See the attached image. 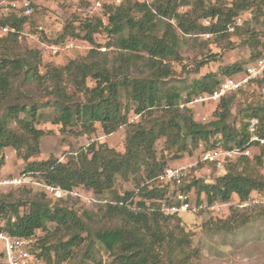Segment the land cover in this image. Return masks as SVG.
<instances>
[{
  "label": "trees",
  "instance_id": "1",
  "mask_svg": "<svg viewBox=\"0 0 264 264\" xmlns=\"http://www.w3.org/2000/svg\"><path fill=\"white\" fill-rule=\"evenodd\" d=\"M245 12L252 14L251 20L260 18L264 14V0H123L119 4L106 1L101 12L84 15L78 27L68 25L63 33V36L70 33L69 37L96 43V48L85 51L89 52L87 56L83 54L81 59L70 60L63 67L48 65L44 74L40 73L45 55L41 50L26 43L28 47L12 57L9 51L20 47L18 34L0 37V46L4 49L0 56V179L4 178L1 173L6 162L4 155L14 149L25 162L22 173L30 174L41 183L101 196L114 186L117 175L128 179L137 173L153 178L164 173L169 166L164 157L158 156L156 148L161 139H165V147L178 146L188 153L198 149L200 143L210 148L219 141L226 147L243 148L249 145L248 119L252 116L259 118L260 135L264 136V105L251 106L244 114L247 118L244 124L233 119L237 91L220 98L209 122L195 119L190 106H179L200 95L212 94L225 76L243 73L249 63L264 53V32L261 41L258 31L250 27L251 20H244V25L238 23ZM25 20L24 17H1L0 23L21 27ZM30 20L33 24L35 15ZM75 28L81 29L76 33ZM82 30L84 36L80 35ZM102 31L109 37L105 46H116L121 51L111 61L98 57L101 52L97 47L102 43L95 37ZM231 33L241 35L250 47L248 61L224 66L220 79L215 72L195 79L186 97L176 89L162 87L163 79L171 75L170 65L164 61L171 56L179 57L181 34L229 37ZM139 67L142 72L134 75L133 70ZM44 79L49 80L50 94L54 96L51 102L57 110L54 122L67 127L73 126L72 121L76 120L84 133L93 132L99 124L106 135L126 125L124 153L93 141L67 161L58 157L32 160L40 152L44 131L36 125L35 120L40 116L37 103H22L21 92L23 87ZM66 79L75 88L74 93H69ZM89 79L94 80L93 86L88 85ZM13 81L19 84L14 86ZM77 91L84 93L85 102L73 101ZM13 94L15 99L11 100ZM132 110L140 120L130 122ZM261 169L259 155H243L227 164L225 173L215 181L208 183L193 176L178 189L190 192L195 187L199 200L203 193L209 201L227 200L233 195L245 200L253 191L264 193ZM7 189L21 191L15 199L8 198L13 192L0 197V217L5 220L0 231L28 238L30 251L34 250L46 264H63L74 259L76 249L85 239H89L88 249L98 245L111 253L114 264H192L200 254L192 246L189 231L180 223L172 227L168 222L170 218L179 222V214H164L159 209V199L171 193L168 187L157 190L144 187L137 199L131 198L132 193L128 192L118 197L117 202L91 206L74 195L56 199L33 184ZM70 200L79 202L85 208L83 212L64 204ZM94 206L105 208L103 215L118 218L121 224L93 231L85 219L88 209ZM241 209L246 213L248 207ZM240 222L245 224L247 219L240 218ZM38 230L44 235L36 237ZM88 251L89 259L102 262L93 255L95 251ZM80 264H87L85 258Z\"/></svg>",
  "mask_w": 264,
  "mask_h": 264
},
{
  "label": "rangeland",
  "instance_id": "2",
  "mask_svg": "<svg viewBox=\"0 0 264 264\" xmlns=\"http://www.w3.org/2000/svg\"><path fill=\"white\" fill-rule=\"evenodd\" d=\"M149 1L151 2L152 0ZM212 1L214 2V0ZM225 1L229 2L230 0ZM35 2L38 9L36 10L35 22L33 25L42 17L48 16L50 20L56 21L58 28L61 29L59 33L62 36L65 32L64 29L68 25L78 27L80 19L84 18V15L87 13L86 9L88 8V4L84 1L76 3L73 1L63 2L61 0H35ZM247 19H252V14L250 12L243 13L242 17L238 19V23L244 25V20ZM205 23L208 22L205 21ZM250 27H254L258 31L259 40L261 39L262 41L264 14L261 15L260 18L251 20ZM80 29L81 28H75V32L78 33ZM161 32H163V30H161ZM69 34L70 33L63 37L71 36ZM80 35L84 36L85 32L82 30ZM95 38L98 43H102L100 44L101 47H97L101 52V54L98 55L101 60L111 61L121 53L120 49L116 46H105L106 42L109 40L105 32L102 31L97 33ZM242 39L243 37L241 35L235 33H231L229 37H217L216 35L210 34H181L179 57L171 56L164 61L165 63H169L171 75L163 79L162 87L165 89H176L184 95L183 97H186L188 91L191 89L192 83L202 75L208 72H215L219 79L222 78L224 66L236 62L248 61L250 47L245 44ZM26 43L25 40H19V49L9 51V55L12 57L20 55V50L28 47ZM93 45L94 48H96L97 44L93 43ZM3 52L4 49L0 46V56ZM83 54L87 56L89 52L84 53L72 50L56 59L44 56L40 65V73L44 74L48 65L63 67L70 60L81 59ZM210 57H216L217 59H212ZM248 63L249 62H247V64ZM140 67L133 70L134 75L142 72ZM235 75L239 76L241 72ZM13 82L14 86L19 84V81ZM65 82L68 86L69 93H74L75 88L72 84L67 79ZM88 85L93 86L94 80L89 79ZM22 89V103L31 101L37 103L35 104L37 105V114L40 116H37L35 121L37 127L44 131L41 137L40 152L32 157V160H44L49 157H58L59 160L67 161L71 156L77 155L80 149L89 146L93 141L105 143L118 153H124L127 131L126 125L121 126L117 131L108 135L101 130L99 124H96L95 130L91 133L81 132V124L76 120L72 121L73 126H61L53 121L57 115V110L54 108V103H51L54 96L50 94L52 89L49 80L44 79L41 83L35 82L28 88L23 87ZM19 93L15 95H19ZM15 95H12L11 100L15 99ZM73 101L79 104H81L80 102H85L84 93L77 91V93L74 94ZM211 103L214 102L209 100L198 102L193 105L181 102L179 106L181 107L182 104H184V107H186L185 105L190 106L195 119L209 122L213 118V114H210L212 109L210 108V110L208 108L209 106L211 107ZM258 105H264V79L254 82L246 89L236 92L232 106L233 119L235 118L238 123L244 124L247 119L244 114L250 111L251 106ZM202 117H205L206 120H203ZM129 118L130 122H136L141 119L133 110L129 112ZM156 148L158 156L164 157L167 161L166 165L169 167L179 165L180 163L192 162L198 158L199 152L198 149H196L193 153H188L181 150L178 146L169 149L165 147V139L159 140ZM7 153L9 154V161H6L3 166L2 175L5 177L22 174L25 166L22 157H20L14 149H9ZM260 171L264 173L263 169ZM224 173L225 171H219L213 164L201 163L192 168L188 178H193V176H195L196 178L202 179L204 182L211 183ZM162 174L153 178H148L145 175L142 177L135 173L128 179L117 175L114 186L110 190L105 191L101 196L95 195L98 199L103 200V203H109L115 202L118 197L125 196L128 192L132 193L131 198L136 197L137 199L139 191L144 187L153 188L155 190L159 189V187L165 189L168 187V191L177 190L179 188V186H175L173 183L162 180L160 178ZM33 190L37 191V189L34 188ZM191 190L193 192V197L199 198L196 188L193 187ZM19 191L21 190L0 189V197L13 192L8 198L15 199L20 196ZM170 195L172 194L166 193L163 198L159 199V205L163 200L168 201ZM104 200H106V202H104ZM64 204L79 209L81 213L85 209L79 202L76 204L74 200L64 202ZM150 205L152 206V204ZM251 206L253 207L250 208ZM254 206L255 205L248 206L246 213L243 212L241 208H236L233 209L231 213L227 214V216L222 217L207 213L194 214L190 211H184L178 215L180 219L179 222L175 218H170L168 222L171 223L172 227L180 223L185 227V230L189 231V234H191L192 246L198 248L200 251L199 256L192 264H264V206ZM88 210L89 215L87 218L85 215H82V217L84 219L86 218V222L89 223L93 231H95V229H100V227L107 228L121 224L118 218L109 219L105 217L103 215L105 208L101 210L94 206L92 208L90 207ZM239 213L242 214V216L239 215ZM240 218L247 219V222L242 224ZM4 222L5 220L0 217V225H3ZM43 235L44 232L38 230L36 237ZM89 247V239H85L76 249L74 259L64 262L63 264H80L83 258H85L87 264H114L113 261L115 257L111 253L100 249L98 245L90 249L95 251L96 254L93 252V255H97V258L102 262L97 263L89 259V255H91L88 253V250H90L88 249ZM38 251L40 250L38 249ZM32 254L30 264H46V261L40 258L34 250ZM0 263L5 264L1 243Z\"/></svg>",
  "mask_w": 264,
  "mask_h": 264
},
{
  "label": "built area",
  "instance_id": "3",
  "mask_svg": "<svg viewBox=\"0 0 264 264\" xmlns=\"http://www.w3.org/2000/svg\"><path fill=\"white\" fill-rule=\"evenodd\" d=\"M63 2H76L81 0H61ZM88 8L86 15L92 16L101 12L106 1L119 4L122 0H87ZM149 1V0H147ZM35 0H0L1 17H24L26 20L21 27L13 24L0 23V37L10 34H18L20 40H25L29 45L38 48L46 57L56 59L59 56L73 51L85 52L94 48V45L85 39L66 37L62 38L59 33L61 29L54 20L48 16L42 17L35 25L31 23V17L36 14ZM38 9V8H37ZM264 32V31H263ZM264 79V53L254 62L249 63L244 72L239 76L227 75L223 78L219 88L212 94L200 95L189 104L216 100L227 93L246 89L250 84ZM184 107V104L181 105ZM203 120H206L203 117ZM249 145L243 148L226 147L221 141L210 148H205L200 143L198 158L192 162L181 163L168 167L160 178L166 182L180 186L188 180L192 168L198 164H213L219 171H225L226 165L240 156L261 157V165L264 170V136L260 135V120L256 116L248 119ZM4 160L9 161V154L4 155ZM25 184H33L42 188L56 199L67 198L69 195L77 196L81 201L91 206L103 203L94 193H87L79 189L66 190L60 186L41 183L28 173L4 177L0 179V188L17 187ZM192 191L185 192L180 189L172 190L168 201H161L159 209L164 213L175 214L190 211L194 214L207 213L214 216H227L233 209L246 208L250 205H264V193L253 191L245 200L233 195L227 200L209 201L205 194L199 200L193 197ZM106 202V200H104ZM0 243L3 247L5 264H30L32 252L30 251V240L25 237L11 236L0 231Z\"/></svg>",
  "mask_w": 264,
  "mask_h": 264
},
{
  "label": "crops",
  "instance_id": "4",
  "mask_svg": "<svg viewBox=\"0 0 264 264\" xmlns=\"http://www.w3.org/2000/svg\"><path fill=\"white\" fill-rule=\"evenodd\" d=\"M211 102H214V103H211V107L209 106L208 108L210 109H212V111L210 112V114L212 115L213 113H214V111H215V109L217 108V104H218V101H214V100H211ZM200 105H202V104H200ZM210 109V110H211ZM203 118V117H202ZM181 164V163H180Z\"/></svg>",
  "mask_w": 264,
  "mask_h": 264
}]
</instances>
